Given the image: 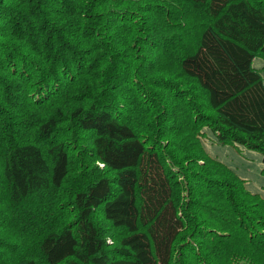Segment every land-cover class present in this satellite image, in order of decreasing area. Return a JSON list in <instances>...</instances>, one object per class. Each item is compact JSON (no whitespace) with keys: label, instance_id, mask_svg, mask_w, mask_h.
<instances>
[{"label":"trees","instance_id":"obj_1","mask_svg":"<svg viewBox=\"0 0 264 264\" xmlns=\"http://www.w3.org/2000/svg\"><path fill=\"white\" fill-rule=\"evenodd\" d=\"M264 0H0V264H264Z\"/></svg>","mask_w":264,"mask_h":264},{"label":"rangeland","instance_id":"obj_2","mask_svg":"<svg viewBox=\"0 0 264 264\" xmlns=\"http://www.w3.org/2000/svg\"><path fill=\"white\" fill-rule=\"evenodd\" d=\"M252 67L260 72L264 83V58L256 56ZM202 132L200 140L206 153L233 171L243 181L246 191L257 194L264 200V166L261 154L241 145L221 144L207 128Z\"/></svg>","mask_w":264,"mask_h":264}]
</instances>
